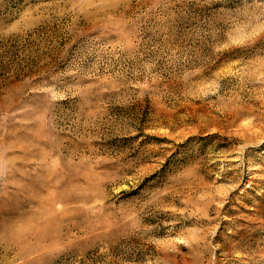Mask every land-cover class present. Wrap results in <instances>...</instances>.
<instances>
[{
	"label": "rangeland",
	"instance_id": "1",
	"mask_svg": "<svg viewBox=\"0 0 264 264\" xmlns=\"http://www.w3.org/2000/svg\"><path fill=\"white\" fill-rule=\"evenodd\" d=\"M6 1L0 264H264V0Z\"/></svg>",
	"mask_w": 264,
	"mask_h": 264
},
{
	"label": "trees",
	"instance_id": "2",
	"mask_svg": "<svg viewBox=\"0 0 264 264\" xmlns=\"http://www.w3.org/2000/svg\"><path fill=\"white\" fill-rule=\"evenodd\" d=\"M8 6H10V5H9V3H8L6 0H4V1H3V0L0 1V8L6 10V8H7Z\"/></svg>",
	"mask_w": 264,
	"mask_h": 264
}]
</instances>
